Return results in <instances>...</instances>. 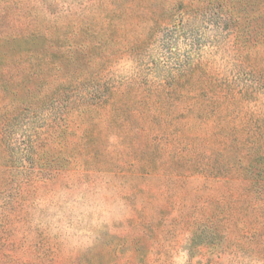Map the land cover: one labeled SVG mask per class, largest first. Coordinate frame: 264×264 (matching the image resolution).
Listing matches in <instances>:
<instances>
[{
    "label": "rangeland",
    "instance_id": "1",
    "mask_svg": "<svg viewBox=\"0 0 264 264\" xmlns=\"http://www.w3.org/2000/svg\"><path fill=\"white\" fill-rule=\"evenodd\" d=\"M30 30L92 56L57 109L1 68L0 264H264V0H0Z\"/></svg>",
    "mask_w": 264,
    "mask_h": 264
},
{
    "label": "trees",
    "instance_id": "2",
    "mask_svg": "<svg viewBox=\"0 0 264 264\" xmlns=\"http://www.w3.org/2000/svg\"><path fill=\"white\" fill-rule=\"evenodd\" d=\"M62 31L56 35V31L30 30L24 34L0 37L1 88L5 81L1 68L14 62L21 66L24 64V69L16 77L24 81L20 85L23 87L12 91L20 105L24 103V107H30L31 104L42 106L51 103L52 108L57 109L68 103L69 97L80 96L83 92L81 87L85 68L91 61V50L81 39L72 41L68 33ZM74 79L78 81L77 86L71 84ZM91 82L93 86L87 88V94L97 95L100 83L98 79Z\"/></svg>",
    "mask_w": 264,
    "mask_h": 264
}]
</instances>
